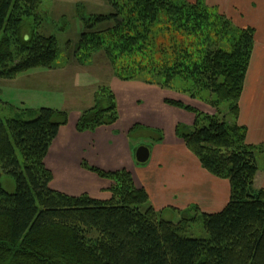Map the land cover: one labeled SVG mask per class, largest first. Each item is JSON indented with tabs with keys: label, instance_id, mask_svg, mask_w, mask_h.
Instances as JSON below:
<instances>
[{
	"label": "trees",
	"instance_id": "16d2710c",
	"mask_svg": "<svg viewBox=\"0 0 264 264\" xmlns=\"http://www.w3.org/2000/svg\"><path fill=\"white\" fill-rule=\"evenodd\" d=\"M42 2L0 0V79L55 67L58 36L38 30ZM108 2L112 13L82 16L85 30L74 56L86 64L103 52L117 77L179 88L217 109L208 114L166 99L195 113V124L179 123L177 134L210 173L230 180V200L211 214L196 205L179 210L177 222L150 204L149 193L136 187L129 171L106 172L87 161L85 168L114 180L113 197L103 201L57 191L50 186L53 172L45 158L70 113L42 107L35 118L16 114L6 122L0 115V167L17 184L9 192L0 180V264H264V189L255 185L260 147L247 143L245 128L235 119L255 28L235 25L205 0ZM178 78L184 88L173 85ZM94 101L81 112L80 132L113 125L120 117L109 85L97 88ZM224 102L227 112L221 109ZM146 132L149 140L139 144L162 142V132ZM197 219L205 222L209 238L187 236Z\"/></svg>",
	"mask_w": 264,
	"mask_h": 264
},
{
	"label": "crops",
	"instance_id": "0c3cea01",
	"mask_svg": "<svg viewBox=\"0 0 264 264\" xmlns=\"http://www.w3.org/2000/svg\"><path fill=\"white\" fill-rule=\"evenodd\" d=\"M210 2L235 25L255 28L254 50L235 119L245 128L247 143L260 147L255 185L264 189V0ZM109 85L118 100V121L95 131L80 132L77 122L82 110L69 112V122L61 126L45 158L47 168L53 172L51 188L73 196L88 193L96 200L109 201L113 197L114 180L85 168L83 163L87 161L106 172L129 171L136 187L149 193L150 204L159 211H169L172 217H180L179 210L194 205L209 214L223 210L230 200V180L210 173L178 136L176 126L182 123L192 127L196 122L195 113L172 106L166 99L179 100L208 114H215L217 109L142 80L124 81L113 77ZM136 125L142 126L140 131L154 129L163 133L162 142L152 144L151 158L143 165L137 164L133 152L142 142L141 137L133 141L130 134Z\"/></svg>",
	"mask_w": 264,
	"mask_h": 264
},
{
	"label": "rangeland",
	"instance_id": "374dc122",
	"mask_svg": "<svg viewBox=\"0 0 264 264\" xmlns=\"http://www.w3.org/2000/svg\"><path fill=\"white\" fill-rule=\"evenodd\" d=\"M205 1L210 7L217 9L219 13L226 15L218 6L212 5L210 0ZM113 10L108 0H43L40 6L42 24L38 30L45 36H58V58L55 61V67L52 69L36 67V69L32 68L20 73L13 80L0 79V115L5 122L7 118L15 117L16 114L22 115L26 119L35 118L42 107L65 109L71 113L73 110L83 111L94 105L93 94L97 88L105 84L109 85V81L117 76L105 53L93 54L91 60L84 64L80 63L78 58L74 56V51L76 43L85 30L82 16L110 14ZM154 75L159 77L157 72ZM180 82L182 81L179 78L175 79L173 85L184 88L185 85ZM110 88L113 89L111 86ZM174 90L191 97L179 88ZM221 109L224 112L229 111V103H222ZM146 131L148 130H141V135H139V131L132 135L133 141L137 142L139 137L142 138V141L149 140L145 137V134H148ZM156 136L158 137L159 134ZM17 154L20 161L24 162L20 150ZM0 180L7 191H16L15 179L10 174L4 173L1 167ZM164 217L175 221L180 220L179 215L178 218L176 215L172 217L169 211H165ZM186 234L188 237H210L203 219L192 222Z\"/></svg>",
	"mask_w": 264,
	"mask_h": 264
},
{
	"label": "water",
	"instance_id": "95a60500",
	"mask_svg": "<svg viewBox=\"0 0 264 264\" xmlns=\"http://www.w3.org/2000/svg\"><path fill=\"white\" fill-rule=\"evenodd\" d=\"M151 149L152 146L148 144L142 143L137 149L134 151V156L136 158V162L138 164H145L151 158Z\"/></svg>",
	"mask_w": 264,
	"mask_h": 264
}]
</instances>
